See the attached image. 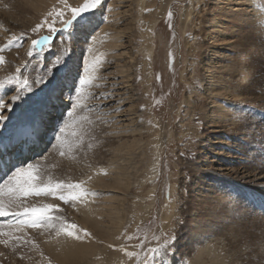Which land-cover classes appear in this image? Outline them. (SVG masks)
<instances>
[{
  "label": "rangeland",
  "instance_id": "rangeland-1",
  "mask_svg": "<svg viewBox=\"0 0 264 264\" xmlns=\"http://www.w3.org/2000/svg\"><path fill=\"white\" fill-rule=\"evenodd\" d=\"M84 3L0 0V66L13 49L25 56L13 63L8 79L0 74V97L19 94L21 101L43 104L50 95L52 101L45 108L41 155L20 167L38 165L45 184L82 182L87 190L67 203L50 194L18 198L27 207L58 205L50 214L60 219H53L52 229L0 217V264H49L45 239L61 241L67 236L62 227L72 224L91 233L71 237L76 244L95 247L99 257L111 254L113 264H264V178H258L264 176V0H101L68 29L49 33L45 24L32 32L46 20L63 28L57 13L63 11L66 21L70 9ZM48 35V43L33 49V39ZM47 59L51 72L35 87ZM213 64L219 66L209 72ZM211 78L217 86H210ZM25 79L31 91L23 87ZM115 80L127 84L121 89L126 101L116 95L123 84ZM53 91L67 107L56 103ZM66 96L79 104L77 111ZM39 101H13L11 121L0 122V141L17 137L20 113L31 118L35 109L29 107ZM218 103L222 112H215ZM55 125V137L47 138ZM134 127L140 149L124 214L105 227L99 207L116 193L113 185L101 186L96 174L107 170L104 179L112 180L111 149L133 138L125 129ZM4 182L0 204L7 205Z\"/></svg>",
  "mask_w": 264,
  "mask_h": 264
},
{
  "label": "bare ground",
  "instance_id": "bare-ground-1",
  "mask_svg": "<svg viewBox=\"0 0 264 264\" xmlns=\"http://www.w3.org/2000/svg\"><path fill=\"white\" fill-rule=\"evenodd\" d=\"M26 1L29 4H34L35 1H36V3L37 2L40 3V2H44L46 0H26ZM51 1L52 0H50V2ZM137 1L141 5H143L144 2H145V0H137ZM47 3H49V2H46L45 4H47ZM164 9L166 10L167 9V6H165ZM189 17H190V12H188L186 14V19H188ZM156 23H157V19L156 18L151 20L150 30L151 29L154 30V27L156 26ZM150 53H151V51L149 49L148 50V56L149 57H150ZM23 57H25L24 56V50L23 49H13V50H11V52L6 53L5 54V59H6L5 62L6 63L4 62L0 66V74H2V72H3L4 73V77L7 76L6 78L8 79L9 78V75L8 74H10V71L12 70L11 68H14V67H12L13 63L15 61H17V59L18 60L19 59L22 60ZM219 57H220L219 53L215 54V58H219ZM47 60H50V59H47ZM47 63H49V65H46V67H45L46 69H43L42 72L40 71L39 76L37 74L38 78L35 77L33 79V83H32L33 86L38 87V88H41V86H39V85L41 84V82L43 80H45V78L48 76V74H50L51 71L50 72H48V71H49V68H51V66L53 64V61L50 60V61H47ZM118 65H120V64H118ZM41 66H42V64H41ZM218 66L219 65H217V64L210 65V67L207 70L209 72H211L212 69L216 70V68ZM123 69H125V68H123ZM116 79H117V77H116ZM210 81H211L209 83V84H211L210 86H217V85H212V84H215V83H212V82H214V80H212V78L210 79ZM114 83L117 84V85L119 83H122L123 84V86L118 87L117 90L115 88L114 90H115V92H117L116 95H120V99L121 100L126 101V99H128V97H126V96L124 97V95H125L124 92H123L124 90H121V89L122 88H125L124 86H126L127 84L125 85L124 84L125 82L123 80H121V81H116L115 80ZM59 88L57 89V91L59 90ZM53 92H55V94H51V96L52 95L54 96L53 98L56 101V103H58L59 106L61 105L60 107H64V105L67 107L66 102L64 103V102L59 101V99L57 97V94H56V91H53ZM210 94L213 95L212 93H210ZM12 96H14V95H9L8 96L7 94H4V95H2V97H0V102H2L4 104H11V108L0 107V115H3L4 112H8L6 115H3V116L6 117V121L4 122L5 125L8 122L11 121V117H9V116H11L10 113H12V111H14L16 109V106H17V103L16 104L13 103V101L11 99ZM131 96H132V94H131ZM66 98H68L69 101H70V103L72 104L71 105V107L73 108L72 110L74 112L77 111L79 104H75V102L73 100L71 101V99L68 96H66ZM38 101L39 100H36L34 98L29 99V100H22V101L20 99L17 100V102L19 104L20 103H23L24 104V102H29V103H33L34 104L35 102H38ZM39 102L40 103L37 106H33V104H32V106L29 107V109H35L34 112L31 111L32 113H34V115H33L34 117L33 116L32 117L35 120H30L32 117L29 118V119H26V117L24 116V114L23 113H20V115H19V118L20 119L17 120V128H15L14 134H13V135H16L17 137H11V140L9 141V143H12L15 139H17L20 135H22V132L23 131H26V130L30 131V128L31 127L32 128L33 127L35 128V127L38 126V128L43 129V128H45V126H47L46 125L47 124V121H48L47 115L49 114V111L47 112V110L45 108L48 105H50V102H52L51 99H50V95L48 97V100H46V102L44 101L43 104H41V101H39ZM214 102H215V100H214ZM51 105H53V104H51ZM216 107H217V109L215 110V112H222L223 111V108L224 107H223V105L221 103H218L216 105ZM127 112H129V116L130 115H133V114H136V112L134 110H132L131 112L128 110ZM27 114H30V112L27 113ZM211 117L214 118V115L211 116ZM221 117H224V115H222ZM62 118H60V120H62ZM218 118L212 119V121H210V122L211 123H214L215 124L214 126H216L217 125L216 123H219L221 121V118H219L220 121H213V120H218ZM132 119H133V117H132ZM31 122H33V124H30ZM5 125H1L0 124V137H4V136H2L4 133H2L1 128H2V126L5 127ZM56 126H59V125H55L54 126V128H53L54 129L53 130L54 132L51 130L53 132V134L52 135L49 134V136L47 138L53 139L55 137L54 135L56 133V129H55ZM128 127H132V126L129 125ZM135 128L136 127L132 128V129L131 128L130 129L129 128L128 129H125V131H127V132L128 131L129 132L131 131L130 132L131 136H129V135L128 136L129 137H133V138L127 139V140H125L123 142H119L116 145V147H114V148L111 149V150H113V156L109 160V164H110V167L112 168V170L110 172V175L112 177V180L111 181H107L106 179H108V178H105L104 179V176L109 174V172L107 170H104V169L102 171L100 170V172H98L96 174L97 175L96 176V178H97L96 180H98L99 183H101V186H102V184L104 186H109V184L110 185H113L112 186L114 188L113 190H115L113 192L116 193L115 195L109 197V198H111V200H109V203L105 202L107 204L106 205L103 204L104 207H103V205L102 206L99 205V206H101V207H99V209H100V212L99 213L101 214V216H99V220L101 222V225L102 226H105V227H107L108 224L111 223V219H113L114 221H117V219H119V221H120L121 220V214H124V201L126 200V197H127V194H128V190L131 187L132 182H133L132 181V176H131V168H132V165H134V163H135L134 162V159L136 157L135 155H137L138 149H140V142L135 137V134H136V129ZM123 131H124V129H123ZM125 131L123 132L124 135H126L125 134ZM128 136H126V137H128ZM7 138H1L3 141H0V143H3L4 144L6 142V139ZM25 139L28 142V147H33L36 150H40V148H42L44 146V145L43 146L42 145L41 146L39 145V143H40V139L39 138H38L37 141H34V139L32 137H29V136H27V138H25ZM17 152H20V151L18 150ZM33 156H35V155L32 154V156L29 157V158H35L36 157V156L35 157H33ZM42 157L43 156L39 157L38 159H36V161L41 160ZM29 158H28V160H29ZM222 164H223V162H222ZM219 170H220V168H219ZM222 170H227V169H222ZM231 170H232V168H231ZM223 173L224 172H222V174ZM248 173H247V175H248ZM227 174H228V172H227ZM86 176L88 178V175H86ZM258 178L261 179V178H264V176H259ZM87 183H88V185H90V181H88ZM109 218H111V219H109ZM97 226H100V223H98ZM44 244L46 246L47 254H48L45 257V260H47V262L49 264H51L52 261H55L56 264H113L114 257H112L111 254H107L106 255V258L105 257L96 256V255H98L96 253H99V252L97 251V249L95 247H91V246H88V245L76 244L73 241V239L71 237H68V236L63 237V239L61 241H59V242H58L57 239H53V240H47V239H45V243ZM92 256H93V258H92Z\"/></svg>",
  "mask_w": 264,
  "mask_h": 264
},
{
  "label": "snow or ice",
  "instance_id": "snow-or-ice-1",
  "mask_svg": "<svg viewBox=\"0 0 264 264\" xmlns=\"http://www.w3.org/2000/svg\"><path fill=\"white\" fill-rule=\"evenodd\" d=\"M101 3V0H85V3L80 7H72L71 11V19L63 20V11L57 13V16L60 17V22L63 25V28L57 29L55 25V20L49 23L47 20L44 24H37L34 28H32V32H38L44 25H47L49 33L52 32H60L64 29H68L73 25V22L80 17L83 13L89 12L91 9H94L97 5ZM51 39V36H44L40 39H33L31 44L33 49L36 48L37 45L43 46L48 43ZM31 56L32 53L30 52ZM26 67V65H25ZM17 72H20V69H17ZM14 82V81H12ZM81 85L85 84L86 81L81 79ZM0 86H3L0 83ZM23 87L28 88L31 91V85L28 80L25 79L23 81ZM22 90V89H21ZM21 97L19 94L12 96V101H17ZM0 107L11 108V104H4L0 102ZM83 107V106H82ZM6 119L5 116L0 115V121ZM90 123V121H89ZM64 129L61 128V132ZM63 155V153H61ZM38 165L27 164L26 167H18L16 170L8 177V179L4 182V186L8 192V203L7 205L0 204V217H6L9 215L17 217L18 224H22L25 226H31L34 228H55L53 224V219L59 220V217H53L50 213L58 208V205L46 204L42 207H27L22 204H18V198L27 197L29 195H41V194H50L53 196H58V198L64 202L68 201H76L81 199L83 196L87 194V190L82 187V182L69 183L65 184L62 181H57L55 183L49 181L47 184L43 182V179H38ZM61 231L66 234L68 237H74L79 240L83 237L90 236L86 229H78L77 225L72 224L68 227H62ZM61 231H56V236L61 235ZM81 233L83 235H81ZM16 239H20L17 237ZM174 239V238H173ZM7 243V241H5ZM168 242L165 241L164 251H167ZM153 253H159L161 248H153L150 249ZM127 255L129 257H137L138 253L128 252ZM139 264V262H138ZM161 264H164V261H161Z\"/></svg>",
  "mask_w": 264,
  "mask_h": 264
}]
</instances>
